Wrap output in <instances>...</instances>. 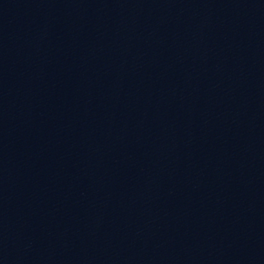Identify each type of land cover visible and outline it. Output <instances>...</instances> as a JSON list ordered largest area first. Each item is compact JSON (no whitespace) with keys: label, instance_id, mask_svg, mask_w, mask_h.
<instances>
[{"label":"water","instance_id":"water-1","mask_svg":"<svg viewBox=\"0 0 264 264\" xmlns=\"http://www.w3.org/2000/svg\"><path fill=\"white\" fill-rule=\"evenodd\" d=\"M0 264H264V0H0Z\"/></svg>","mask_w":264,"mask_h":264}]
</instances>
